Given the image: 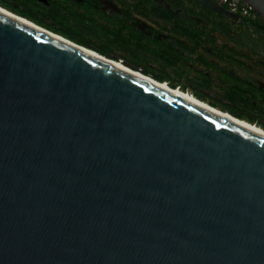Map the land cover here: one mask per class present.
Listing matches in <instances>:
<instances>
[{
    "label": "water",
    "instance_id": "water-1",
    "mask_svg": "<svg viewBox=\"0 0 264 264\" xmlns=\"http://www.w3.org/2000/svg\"><path fill=\"white\" fill-rule=\"evenodd\" d=\"M0 264H264V139L0 15Z\"/></svg>",
    "mask_w": 264,
    "mask_h": 264
},
{
    "label": "flooded vegetation",
    "instance_id": "flooded-vegetation-1",
    "mask_svg": "<svg viewBox=\"0 0 264 264\" xmlns=\"http://www.w3.org/2000/svg\"><path fill=\"white\" fill-rule=\"evenodd\" d=\"M47 1L50 9L58 11V14L64 16L68 23H85L88 25L89 30L115 42L130 54L137 52L148 54L160 64L168 67L174 66L173 64L176 61L186 64L197 59L202 60L203 63L200 62L199 71L205 78L204 85L215 81L218 76H223L228 81H240L245 84L249 87L248 92L250 94L256 98H261L264 102V83L253 78H240L234 67L221 64L223 59L225 61L229 60V63H235L238 45L246 51H251L252 48L249 45L248 38L242 37V40L239 41L236 35L232 37L230 32V35H228L227 31L231 27L217 21V18H224L229 24L239 26L248 34L264 37L260 27L252 24L254 21L251 22L241 17L238 21L231 20L223 14L198 4L195 0H163L162 3L158 0ZM213 1L217 3L216 0ZM222 7L228 11L226 7ZM22 11L32 14L27 10ZM211 16L213 20L206 18ZM30 22L35 23L31 20ZM44 29L50 32V30ZM56 29L65 31L62 28ZM70 35L79 39L72 34ZM62 37L74 42L64 36ZM221 37L227 39L230 45L222 41ZM87 44L92 47L89 43ZM95 52L100 54L97 51ZM107 55L112 57L109 53ZM112 58L109 59L126 65L125 61L120 58ZM129 68L131 69V67ZM134 70L150 76L140 70Z\"/></svg>",
    "mask_w": 264,
    "mask_h": 264
},
{
    "label": "rangeland",
    "instance_id": "rangeland-1",
    "mask_svg": "<svg viewBox=\"0 0 264 264\" xmlns=\"http://www.w3.org/2000/svg\"><path fill=\"white\" fill-rule=\"evenodd\" d=\"M5 1L21 10L30 11L36 19L50 26L65 29V31L71 33L74 37L86 41L96 49L106 51L114 58H120L125 61L128 67L133 68V70H140L155 79L163 78L165 80L164 83H167L170 87L172 86L171 88L173 86L178 89L182 88L186 90L181 89L182 91L194 95L199 101L219 109L226 114L232 115L226 111L230 109L236 114L244 116L245 119H242L243 121L264 130L262 128L264 127V102L261 98H256L250 94L248 92L249 87L240 81H228L223 76H218L215 81L205 84L208 87L205 86L203 82L205 78L199 71L200 62L203 63L202 60L197 59L186 64L176 61L173 64L174 66L168 67L160 64L148 54L138 52L130 54L128 51L120 48L115 42L89 30L87 28L88 25L85 23H68L64 16L58 14V11L50 9L47 0ZM206 18L213 20L212 16ZM217 21L228 24L231 27V30L229 29L227 31L228 35L230 33L232 37L236 35L239 41L242 40V37L248 38L249 45L252 48L251 51H246V49L238 45L235 63H229V60L225 61L223 59L221 60V64L234 67L240 78H253L264 83V37L248 34L239 26L229 24L224 18L218 17ZM221 39L230 45L227 39L224 37H221Z\"/></svg>",
    "mask_w": 264,
    "mask_h": 264
},
{
    "label": "bare ground",
    "instance_id": "bare-ground-1",
    "mask_svg": "<svg viewBox=\"0 0 264 264\" xmlns=\"http://www.w3.org/2000/svg\"><path fill=\"white\" fill-rule=\"evenodd\" d=\"M0 15L3 16V17H6L22 26H25L33 31H37L39 33H42L44 35H47L48 37H50L51 39H54L58 42H61L63 44H66L68 46H71V47H74L76 49H79L81 51H84L85 53H87L88 55H90L91 57L95 58V59H98L104 63H107L109 65H111L112 67L128 74V75H131L135 78H137L138 80L144 82V83H147L161 91H164L165 93L169 94V95H172L188 104H191L195 107H198L204 111H207L213 115H215L216 117L224 120V121H227L237 127H240L241 129L245 130V131H248L258 137H261L264 139V130L258 128L257 126L253 125V124H250L246 121H243V120H238L236 118H233L231 117L230 115L220 111L219 109H216V108H213L211 106H209L208 104L204 103V102H201L199 101L194 95L188 93V92H184L182 91L181 89H178V88H171L167 83H159L151 78H148L140 73H137L135 71H133L132 69H130L129 67H127L126 65H124L122 62H119V61H114V60H110L98 53H96L95 51H92L88 48H85L83 46H79L77 44H75L74 42H71L65 38H63L62 36L60 35H57V34H54L52 32H49L47 30H45L44 28L14 14V13H11L10 11L0 7Z\"/></svg>",
    "mask_w": 264,
    "mask_h": 264
},
{
    "label": "trees",
    "instance_id": "trees-1",
    "mask_svg": "<svg viewBox=\"0 0 264 264\" xmlns=\"http://www.w3.org/2000/svg\"><path fill=\"white\" fill-rule=\"evenodd\" d=\"M0 5H1V7L6 8L7 10L11 11L12 13L17 14L18 16H20V17H22V18H24V19L27 18V20L29 19V21L31 20V21L35 22L36 25L38 24V25H40V26H42V27H44V28L50 30V32H51V31H52V33L54 32V34H55V33L60 34V35H62V36H64V37H66V38H68V39L74 41L75 43H77V44H79V45H81V46H84V47H87V48H90V49H93V50L99 52L100 54H102V55L108 57V59L111 58L110 56L107 55V53H106L105 51L94 49V48L90 47L87 43H85L84 41L79 40V39H76V38H73V37L70 35L71 33H68V32H66V31H64V30L56 29V28H54V27H52V26L46 24V23L43 22V21H39V20H37L32 14L27 13V12H25V11H22V10H20V8L14 7L13 5L7 3L5 0H0ZM251 22H253V21H251ZM252 24H254L255 26H259V27H260V30L264 33V22L261 20L260 16H259V18H258V21H254ZM111 59H113V58H111ZM126 66H127V65H126ZM134 71H135V70H134ZM136 72H138V71H136ZM138 73H140V72H138ZM140 74H142V73H140ZM142 75H144V74H142ZM144 76H146V75H144ZM146 77L151 78V79H153V80H155V81H157V82H159V83H164V81H165L163 78H156V79H155L154 77L152 78V77H150V76H146ZM171 87H172V86H171ZM173 88H177V87H174V86H173ZM181 89H182V88H181ZM182 90H184V89H182ZM184 91H186V90H184ZM263 97H264V96H263ZM226 111H228L229 113H231L232 115H230V114H228V115H230V116L233 117V118H236V119H238V120H239V119H240V120L245 119L244 116L238 115V114H236L235 112H233V111L230 110V109H228V110H226ZM246 120H247V119H246ZM248 121H249V120H248ZM250 122H251V121H250ZM257 125H258V124H257ZM261 127H262V126H261ZM262 128L264 129V127H262Z\"/></svg>",
    "mask_w": 264,
    "mask_h": 264
},
{
    "label": "built area",
    "instance_id": "built-area-1",
    "mask_svg": "<svg viewBox=\"0 0 264 264\" xmlns=\"http://www.w3.org/2000/svg\"><path fill=\"white\" fill-rule=\"evenodd\" d=\"M216 2L228 9L229 12L246 18L250 21H258L259 15L253 7L242 0H216Z\"/></svg>",
    "mask_w": 264,
    "mask_h": 264
}]
</instances>
